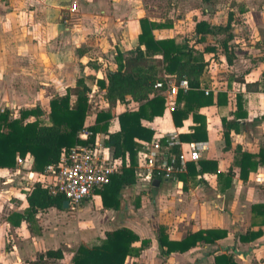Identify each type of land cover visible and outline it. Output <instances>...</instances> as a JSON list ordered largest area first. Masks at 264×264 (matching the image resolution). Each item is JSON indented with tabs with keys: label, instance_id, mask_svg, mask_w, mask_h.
<instances>
[{
	"label": "crops",
	"instance_id": "1",
	"mask_svg": "<svg viewBox=\"0 0 264 264\" xmlns=\"http://www.w3.org/2000/svg\"><path fill=\"white\" fill-rule=\"evenodd\" d=\"M212 1L216 0H210L208 3ZM144 2L145 0H16L15 15L23 18L24 22L32 21L29 30L31 36L27 43H20L22 46L18 47L14 58L5 60L6 69L0 74V80L3 81L0 83V99L4 98V101L0 102V109L9 108L16 114L19 109L30 108L27 106L28 101L32 103L36 97L42 96L47 97L43 100H46L48 108L50 98L64 94L67 89L74 87L77 78H83L90 87L89 98L92 102L85 127L92 125L96 113L104 106V92L95 84L96 80L104 79L106 72L115 69L114 55L117 50L126 52L136 45L140 33V18L144 17L157 23L168 22L171 25L169 28L153 29L154 38L180 40L173 34H177L176 27H180L179 24L176 26L174 20L155 17L156 7L148 5L147 8V2ZM27 3L34 8L27 7ZM73 5L75 9L71 11ZM226 9V17L230 14L232 22H235L232 23V39L228 43L235 41L236 52L232 63L227 64L229 71L222 82L217 83L207 78L204 93L211 92L214 101L218 93L224 95L220 103L198 110L205 119L206 141L185 143L181 140L180 134L188 132L195 123L189 115L180 127H176L171 115L174 110L167 108V104L173 102L167 101L164 96L163 114L151 121H140L142 126L153 131L152 137L174 136L182 142L181 148L184 151L187 144L202 143L204 147L199 160L216 161V172L198 175L192 179L188 177L187 165H197L199 160L196 163L189 161L185 164V170L177 174L175 180L155 178L160 182L157 187L135 177L133 185L120 191L119 202L115 208L102 206L98 190L80 203L86 204L82 207L84 211L90 210L93 205H99L102 210L101 219L104 220L96 225L97 229H102L99 240L105 238L106 232L121 227L133 231L139 240H148V245L139 255L127 256L124 264H215L214 258L220 254L231 256L238 264H264V207L252 210L255 205H264V166H258L255 171L250 172L245 181L239 179L238 168L232 166L236 147L249 153H256L264 147V0H231ZM238 17L241 23L236 24ZM194 27L195 25L193 35ZM238 32L240 35L234 37ZM0 67H3L2 61ZM237 96L241 98L240 113L243 115L239 119V132L229 134L227 146L222 136L220 119L233 117ZM176 100L177 96L174 100L175 108ZM14 104H22L23 107L14 110ZM138 105L139 102L127 97L124 102H117L111 107L109 110L113 117L109 120L107 132L118 131L117 115L124 110H135ZM83 132L80 138L86 139V133L89 131L85 129ZM106 137L105 133H97L94 142L104 145ZM179 149L180 145L175 148L177 152ZM108 151L111 155L110 150ZM20 161L15 163L13 169L0 168V264H26L47 250L59 249L46 246L53 241L50 230H41V235L40 230H36L34 235L30 233V225L34 219L37 221L40 213L49 211L51 214L56 210L66 211L80 206L79 204L76 207L69 206L68 209L50 207L38 210L31 219L18 222L16 215L23 214L26 210V196L33 184H43L39 173L32 169V157L27 154L20 158ZM231 167L233 175L229 177L230 184L226 186L224 179L219 178L217 174L221 172L222 177L227 176L226 172ZM181 176L184 181L180 179ZM123 191L137 195L150 193L155 197L157 215L154 217V214H147V227L136 219L128 220L124 212L122 214ZM142 198L144 199L143 196ZM136 206L138 207V202ZM261 211L263 213H260ZM150 213H153L152 209ZM114 214H121L126 221L113 227V219L109 221V218ZM48 219L46 221H50ZM42 223L43 221H39V227L43 229ZM159 227L165 228L169 240H180L188 232L206 229H223L226 236L214 243L201 242L186 252H172L163 257L156 240ZM96 228L86 229L87 234L80 236L83 246L99 245L88 238ZM257 231H261V234L254 240L240 241V235ZM132 246L139 247L140 241ZM62 253L64 258L63 250ZM73 254L74 251L67 264H71ZM63 258L57 262H61Z\"/></svg>",
	"mask_w": 264,
	"mask_h": 264
},
{
	"label": "trees",
	"instance_id": "2",
	"mask_svg": "<svg viewBox=\"0 0 264 264\" xmlns=\"http://www.w3.org/2000/svg\"><path fill=\"white\" fill-rule=\"evenodd\" d=\"M208 2L210 0H203ZM233 18L228 15L224 30L228 32L220 44L226 53L228 64L232 63L234 52L228 46L232 39L230 33ZM140 33L137 36L136 45L126 51L117 50L114 55L115 69L106 72L104 79H97L96 85L103 90L104 106L95 115L94 123L85 127V120L92 109L89 98L90 87L83 78H77L73 88L67 89L62 95H56L48 101V113L40 107L19 109L13 114L9 108L0 111V168L13 169L15 157L24 158L27 154L33 159L32 169L41 173L47 165L58 162L62 152L74 145H86L94 143L97 133L107 135L104 145L110 150L111 157L121 161V171L110 177L109 184L99 189L102 206L115 208L119 202L120 191L135 183L134 165L137 146L140 141H149L153 131L142 126L140 121H151L163 114L165 109L164 98L160 95H152V84L162 75L175 77L185 76L189 89L177 94L176 108L172 112V121L176 127H180L183 120L191 115L194 126L188 132L180 134L183 142L206 141V125L204 116L198 113L202 107L220 103L224 94L218 93L213 100L211 92L204 93L207 87L206 74L207 62L201 60L187 39L179 41L174 38L156 39L152 30L156 28H169L168 22L157 23L147 18L139 19ZM195 43H204L207 35H213L209 23L200 20L195 24ZM215 48L206 46L204 51L213 52ZM262 90L264 91V71L262 75ZM139 102L135 110H124L117 115L119 130L108 133L110 115L109 109L117 102L125 99ZM241 98L236 97V110L231 119L221 118L222 136L229 146V134L238 133L241 125L240 118ZM32 118V119H30ZM90 132L86 139H81L79 134L83 130ZM232 166L238 168V177L245 181L250 172L258 166H264V147L256 153L241 151L235 148ZM217 162L214 160H199L197 165L188 163V177L194 179L205 173H215ZM222 177L223 183L230 184V176L233 175L232 167ZM157 178H160L159 176ZM184 181V177L181 176ZM27 208L23 214H17V221L29 220L38 210L50 207L62 208L64 198L52 196L43 184L35 182L26 196ZM264 207L255 205L252 210ZM260 213H263L261 211ZM156 240L160 248V254L166 257L172 252L183 253L195 247L199 243H214L226 236L223 229H206L188 232L180 240H169L165 228L159 227L156 232ZM261 231L246 232L240 235L243 242L254 240ZM140 241L139 247L132 246ZM148 245V240H139L138 236L128 228H118L105 233V238L99 245L85 247L79 245L71 259V264H124L127 256H138L140 251ZM165 249L163 250V248ZM63 258L61 249L47 250L37 255L34 260L26 264H48ZM215 264H238L231 256L223 254L214 258Z\"/></svg>",
	"mask_w": 264,
	"mask_h": 264
},
{
	"label": "rangeland",
	"instance_id": "3",
	"mask_svg": "<svg viewBox=\"0 0 264 264\" xmlns=\"http://www.w3.org/2000/svg\"><path fill=\"white\" fill-rule=\"evenodd\" d=\"M15 1L16 0H0V61L3 63V67H0V74L2 70L4 71L6 69L5 60L14 58L19 50L18 47L21 48L22 46L20 43H27L26 41H29L31 36L29 30L31 29L30 25L32 21L27 20V22H24L23 18L16 16ZM145 2H147V8L149 7L148 5L156 7V10L154 11L155 17L174 20V22H176V26L179 24L180 27H176L177 34H173L179 37L180 40L182 38L187 39L189 47L194 50L201 60L207 62L205 74L206 78L210 79V81H216L217 83L222 82L224 76L228 74L227 72L229 71V68L227 67L228 63L225 59L226 53L221 47L220 42L226 38L228 34L223 27L227 21L226 15L228 10L226 7L231 0H216L215 2L212 1L209 3L204 2L203 0H145ZM26 5L30 9L34 8V6L30 3H27ZM17 8L19 9L18 6ZM198 20L207 21L213 30V35H207L206 41L199 44L195 43L196 37L193 35V26ZM237 23H241L239 17L236 19V24ZM239 35L240 32L234 34L233 36L236 37ZM17 43L20 45H17ZM234 44L235 41H233L232 44L229 43L228 46H230L231 50L235 53L236 50L234 49ZM206 46H212L215 50L213 52H206L204 51ZM1 82L3 81L0 80V83ZM33 83L35 84V82ZM46 98L47 97L45 96H42L41 98L36 97L32 103L28 101L29 105L27 106L31 108L36 105L40 107L46 115L48 112L47 102L46 100H43ZM3 99L4 98L0 99V102L4 101ZM21 107H23L22 104H14L12 108L17 110ZM109 112L110 115H112L110 117L111 119L113 114L111 113V110H109ZM122 195V214L124 212L125 217H127L128 220L136 219L146 226L147 214H150L149 216L154 214V217L157 215V209L154 202L155 197L151 196L150 193H139L137 195V193L134 192L123 191ZM137 202L138 207L136 206ZM85 205L86 204H80L79 208L72 210H56L51 214H49V211L40 213L37 221L34 219V222L30 225V227H32L30 233L34 235L37 233L36 230H40V235L41 230L44 232L50 230V236H52L53 241L46 246L56 247L64 251L65 255L61 262L50 261V264H67L74 249L78 245H84L82 244L80 236H85L87 234L86 229L91 227L96 228L99 221L101 222L104 220V218L101 219L102 210L99 205H93L90 210L84 211L82 210V207ZM151 209L153 213H150ZM47 219L50 221H46ZM111 220L114 223L113 227L120 225L123 221H126L121 214L120 216L114 214L113 217L109 218V221ZM39 221H43V229L39 227ZM101 231L102 229L100 227H98V229L96 228V231L90 233L88 238H90L92 242H98L97 244H100L102 241L99 240V236L102 233Z\"/></svg>",
	"mask_w": 264,
	"mask_h": 264
},
{
	"label": "built area",
	"instance_id": "4",
	"mask_svg": "<svg viewBox=\"0 0 264 264\" xmlns=\"http://www.w3.org/2000/svg\"><path fill=\"white\" fill-rule=\"evenodd\" d=\"M75 9L72 6L71 11ZM65 21V20H64ZM189 89L185 76L173 79L162 75L152 84V95H161L167 101V108L173 111L174 100L179 91ZM207 93V91H206ZM3 109H0L2 111ZM82 131L80 134H83ZM79 134V137H80ZM90 132L86 133V137ZM181 143L174 136L152 137L149 141H141L137 146L134 175L139 180L151 183L158 176L165 180H175L177 174L185 170L186 162H197L202 143L187 144L184 151ZM180 145L178 152L175 148ZM17 163L20 158L15 157ZM120 160L111 157L102 143L94 142L86 145H74L61 153L55 164L47 165L39 177L48 193L62 196L69 206L76 207L92 194L109 184L110 177L120 172Z\"/></svg>",
	"mask_w": 264,
	"mask_h": 264
},
{
	"label": "water",
	"instance_id": "5",
	"mask_svg": "<svg viewBox=\"0 0 264 264\" xmlns=\"http://www.w3.org/2000/svg\"><path fill=\"white\" fill-rule=\"evenodd\" d=\"M159 180L157 179H153L151 181V184L154 186V187H157L159 185ZM69 208V203L67 200H64L63 203H62V209H68Z\"/></svg>",
	"mask_w": 264,
	"mask_h": 264
}]
</instances>
